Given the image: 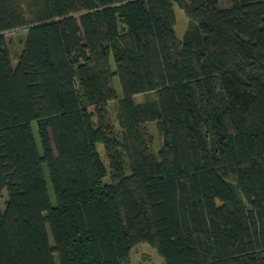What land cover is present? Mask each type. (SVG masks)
I'll return each mask as SVG.
<instances>
[{"label":"trees","instance_id":"1","mask_svg":"<svg viewBox=\"0 0 264 264\" xmlns=\"http://www.w3.org/2000/svg\"><path fill=\"white\" fill-rule=\"evenodd\" d=\"M226 2L0 0V264H264V0Z\"/></svg>","mask_w":264,"mask_h":264},{"label":"rangeland","instance_id":"2","mask_svg":"<svg viewBox=\"0 0 264 264\" xmlns=\"http://www.w3.org/2000/svg\"><path fill=\"white\" fill-rule=\"evenodd\" d=\"M125 1H129V0H125ZM221 3L222 5L227 4L226 0H221ZM175 12H176L175 31L177 36L179 38H182L184 31L188 25L189 19L186 17L185 13L177 6H175ZM25 33H26L25 28H18L6 32V36L10 40L11 59L13 65H16L18 61V56L23 47V42L21 41V37H23ZM115 86L119 90L118 81L115 82ZM144 98L145 95L136 96L137 100H143ZM33 128L36 132L35 124H33ZM147 128L153 138L152 149L156 153L161 146L162 137L160 136L157 130L155 122H149L147 124ZM99 151L102 155V158L106 160L102 145H99ZM49 189L51 190V188ZM5 197L6 194H4L3 199H5ZM1 205L2 206L4 205L3 200L1 201ZM127 264H166V263L164 258L161 255H159V253L153 246H151L147 242H142L135 245L131 249L127 259Z\"/></svg>","mask_w":264,"mask_h":264}]
</instances>
